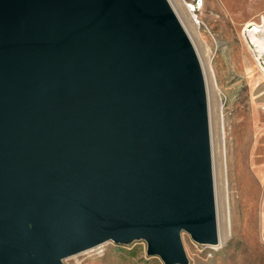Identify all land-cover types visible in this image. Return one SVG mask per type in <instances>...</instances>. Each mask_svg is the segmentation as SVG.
<instances>
[{
  "label": "water",
  "instance_id": "water-1",
  "mask_svg": "<svg viewBox=\"0 0 264 264\" xmlns=\"http://www.w3.org/2000/svg\"><path fill=\"white\" fill-rule=\"evenodd\" d=\"M218 244L207 97L167 0H0V264Z\"/></svg>",
  "mask_w": 264,
  "mask_h": 264
},
{
  "label": "rangeland",
  "instance_id": "rangeland-1",
  "mask_svg": "<svg viewBox=\"0 0 264 264\" xmlns=\"http://www.w3.org/2000/svg\"><path fill=\"white\" fill-rule=\"evenodd\" d=\"M184 2L191 6L196 26L193 47L208 66L218 94L220 128L214 124L210 134L220 219L225 200L228 222V238L217 250L181 234L187 264H264V0ZM62 264L163 263L148 257L146 244L138 241L108 242L99 254H78Z\"/></svg>",
  "mask_w": 264,
  "mask_h": 264
},
{
  "label": "bare ground",
  "instance_id": "bare-ground-1",
  "mask_svg": "<svg viewBox=\"0 0 264 264\" xmlns=\"http://www.w3.org/2000/svg\"><path fill=\"white\" fill-rule=\"evenodd\" d=\"M169 6L171 7L173 13L175 14L176 18L178 19L179 23L181 24L182 28L184 29L185 33L187 34L192 46L196 47L194 44V38L193 36L196 33V26L195 23L191 17V6L186 4L184 0H167ZM193 47V48H194ZM200 66L203 73L204 78V84H205V90H206V97H207V110H208V119H209V131L212 132L213 125H218V128H220V107L218 103V94L216 92V88L214 85V81L211 75V72L208 68V66H205L203 61L201 60V57L199 56V53L197 49H194ZM215 129V128H214ZM214 131V130H213ZM213 133V132H212ZM210 141H211V155H212V167H213V179H214V190H215V202H216V219H217V237H218V244L216 246H213L212 248L217 250L221 246L224 245L228 238V222H227V216H226V206H225V200H224V212L222 220L220 219L219 209H218V196H217V169H216V163H215V144L214 139L212 137V134H210ZM221 138H220V160H219V176H220V182L222 183V188L224 189V176H223V160H222V145H221ZM219 148V147H218ZM218 153V152H217ZM219 155V154H218ZM217 155V156H218ZM108 242L99 244L95 247H92L82 253H93L99 254L101 252V249L104 245H106ZM79 253V254H82ZM78 255V254H76ZM75 256V255H73ZM71 256V257H73ZM70 258V257H69Z\"/></svg>",
  "mask_w": 264,
  "mask_h": 264
}]
</instances>
